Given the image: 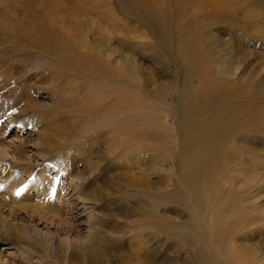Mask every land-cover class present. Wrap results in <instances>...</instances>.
Segmentation results:
<instances>
[{"label": "rangeland", "instance_id": "1", "mask_svg": "<svg viewBox=\"0 0 264 264\" xmlns=\"http://www.w3.org/2000/svg\"><path fill=\"white\" fill-rule=\"evenodd\" d=\"M6 1L0 2V10L8 6L17 15L9 19L15 32L38 33L40 37L43 35L40 29H49L50 37L57 40L62 51H69V60L74 63L72 69L65 70L60 59L50 53L51 50L42 53L25 40L19 41L23 48L17 50L19 47L10 46L8 41L12 39V33L8 31L11 28L0 27V60H6L4 65H0V105L5 106L9 116L7 136L0 135V146L8 148L5 156H0V159H5L0 160V172H19L29 183L34 182L44 168L55 170L52 174H58L63 179L67 175L78 174L86 206L95 204L93 209L72 204L63 214L68 221L56 223L47 218L48 215L53 216L52 212L45 210L53 204L40 203L41 194L35 197L41 218L36 217L35 210L25 205L19 207V199L10 202L14 204L13 208L6 210L11 209L18 214L22 219L18 225L21 228L28 226L31 235L26 238L17 230L6 233L2 230L0 252L26 245L33 258L22 259L19 251L14 252L17 248L11 251L14 252L11 260H16L7 261V264H45L49 260V264H62L64 250L59 249L54 239L47 241L41 236L45 228L49 226L52 230L55 224L60 236L66 229L72 238L66 255L67 264H135L137 258L148 264H157L158 248H167V243L173 244V241L166 240L154 228L135 229L122 237V241H116L108 234V225L116 219L117 201L122 198L117 196L118 192L105 188L102 179L107 177L116 187L121 182L118 179L133 177L136 189L148 181L155 187L171 190L170 185L174 181L169 179L174 167L163 160L165 153L162 145H171L170 142L173 145H201L219 136L221 145H241L237 154L250 164L252 160L259 162L258 169L263 168L264 0H33L38 15H26L27 7L22 1ZM11 50L13 57L7 54ZM33 54L38 61H26ZM125 60L133 65V72L127 78L123 65ZM75 64L83 66V70L88 71L86 75L93 74L94 78H83L85 74L74 68ZM107 74L118 77L113 82H126L124 85L129 87L125 93L120 91L116 96H129L130 100H135L137 107L148 105L149 111L153 115L157 113L160 122L168 128H159V134H153L148 140L130 143L145 148L138 163L133 156L130 158L122 152L114 155L106 149L105 139H108L111 129L97 133L98 128L93 126L89 132L82 131L83 125L94 122L83 118V109L108 100L109 87L104 84L109 85L112 80L104 78ZM91 81L102 86L99 84L86 93V102L82 99L85 102L82 103L79 97H83V91ZM36 105L39 106L36 108ZM40 106H44L41 116L38 112ZM50 111L53 113L45 115ZM214 120L220 121L217 129L212 125ZM23 123H27L26 126ZM20 129L25 133L18 137L17 130ZM165 132L169 133L168 138L163 137ZM109 161H113L110 167ZM88 164L95 171L89 172L86 168ZM236 174L244 176L240 171ZM165 178L169 180L167 183ZM90 193L98 199L92 198ZM263 194L252 197L257 199L253 204L262 210ZM130 199L138 204L147 200L142 196ZM158 205L156 208H159ZM167 206H175L184 218L187 217L181 206ZM167 206H160L161 213ZM92 210L99 216L90 222L87 214ZM262 212L259 215L264 216ZM136 213L133 221L138 220L139 212L135 209ZM35 223L40 229L38 235H32ZM97 223L98 233L90 240L100 242L105 249L111 250L105 251L94 262L80 257L81 246L76 241V233L82 231L80 236H84L90 229L88 224ZM258 227L264 231L263 223ZM249 231H253L252 226ZM248 234L253 236L254 241H263L264 244V232ZM135 236H139L138 241L132 240ZM178 243L174 239V244ZM143 247H148L147 252ZM152 249L149 259L147 253Z\"/></svg>", "mask_w": 264, "mask_h": 264}, {"label": "bare ground", "instance_id": "2", "mask_svg": "<svg viewBox=\"0 0 264 264\" xmlns=\"http://www.w3.org/2000/svg\"><path fill=\"white\" fill-rule=\"evenodd\" d=\"M17 1H22L21 3L27 7L26 15H38L37 6L33 4V0ZM0 2L5 3L7 1L0 0ZM0 15H2L0 27L11 28V30H8L10 33H12V39L8 40L11 42L10 46L19 47L17 50H21L23 47L20 46L19 41L25 40L27 44L35 49L40 50L42 53H48L51 50L50 53L60 59V64L62 65L63 69H72V63L74 62L69 60V51H62L60 49L61 47L57 45V40L50 37L49 29H40V32H43V35L40 37L38 36V33L32 34L15 32L9 19L11 17H16L17 15L11 10V7L10 9L8 6L5 8L3 7L0 10ZM52 25H55V23ZM46 30L48 31L46 32ZM5 46L6 48L8 47L7 45ZM7 54L12 56L13 51L11 50L10 53ZM29 60L35 61V63L38 61L34 54L26 61ZM4 62H6V60L3 61L1 59L0 65H4ZM25 65L26 64H24V66ZM123 65L127 78V76H130V74L133 72V65L129 60H125ZM74 68L81 71L82 75L83 73L85 74L83 75V78H94L93 74H91V76L86 75V72L88 71L83 70V66H76L75 64ZM116 77L117 76L114 75H104V78H110V80H112L109 85L104 84V86L106 85L109 87L108 100L105 103L96 102L93 106H87L83 109V118L86 117L85 120L88 119L94 122L92 125H83L84 127L82 131L83 133L89 132L90 128L93 126L98 128L97 133L103 129H111L107 137L108 139H105L107 140L104 145L106 149L114 155H117L118 152H122L125 156H129L130 158L133 156L137 162L139 158L141 159V155L144 153L145 148H143V145H130V143L140 139L148 140L153 134H159V128H162L163 130H167L168 128L160 122L157 113L153 115L149 111L148 105L142 104L141 106L137 107L134 102L135 100H130L129 96H116V94L119 95L120 91L125 93L127 88H129H126L124 85L126 82H113L118 80V77ZM88 83V87H85V90L83 91V97H79L81 98V101L83 99V101L86 102V93L94 90L99 84L102 86V84L99 82L91 81ZM131 88L132 87H130V90ZM24 94L25 93H23V96ZM113 97H115L116 100H112ZM83 101L82 103H85ZM131 102H134V104L131 105ZM38 106L39 105H36V108ZM43 109L44 106H40L38 108V110H40L38 111L40 112V116L43 114ZM50 113L52 114L53 112L50 111L45 115L48 116ZM219 123L220 121H212V125L216 129V126L220 125ZM8 124L9 116L7 110L5 106L1 104L0 135L3 137L7 136L6 133L8 130ZM23 124L26 126L27 123ZM87 126L88 128H86ZM17 132L19 137L25 133V130L20 129L19 131L17 130ZM163 137L168 138L169 133L165 132ZM219 139L220 138L218 136L209 143L201 145H173L171 142V145H162L163 151L165 153L163 160L169 164H172L174 167V172L169 179L174 181V183L170 185L172 186L171 190L167 191L165 188L162 189L161 187H155L148 181L141 183L136 189L135 180L132 179L133 177H125L124 179H118L119 177H116V179L120 180L121 182L115 187V185H112L111 182L108 181L107 177L103 178L102 183L105 188H109L110 190L118 192L117 196L122 198L121 200L117 199V217L116 219H113V221L109 222L108 227L110 231L108 234H111L113 237H115L116 241H122V237L126 236L127 234L129 235L131 232H133V230L135 231V229H156L159 232L158 234L163 236L166 240L173 241V244L167 243V248H158L159 255L157 264H264L263 241H254L252 238L253 236L251 237L248 234L249 232H256L259 235L264 232L260 227H258L259 224H264V216L259 215V213L262 211V213H264V210H262L261 207L259 209V206L253 204V202L257 201V199L253 200L252 198L253 195L260 196V193H264V166L262 169H258L259 162L257 163L255 160H252L250 164L244 157L238 155L237 153H240L239 149L242 147L241 145H221L222 141H219ZM225 139L226 138H224V140ZM7 151L8 148L6 146H0L1 157H4L5 152ZM252 151H254V149ZM242 159H244V161ZM237 160H242V162L239 163ZM259 161H261V159ZM112 162L113 161L107 162L109 167L111 166ZM86 168L89 172H92V170L95 171L94 168L92 169L90 164H88ZM24 169L25 168L22 170ZM52 171L55 173V170L44 168L42 172L36 175V180L34 179V182L32 183L27 181L25 182L24 177L22 178V174L19 172H0V198H2V200L0 199V232L2 230L5 233L8 231L17 230L18 233L26 236V238H29L31 235L29 234L30 229H28V226L21 228V226L18 225L22 221L20 216L15 214L11 209L6 210V208H13L14 204L12 205L9 203L14 202L15 199L20 200V204H18L19 207H21V205H25L32 211L35 210L37 213H35L36 217L41 218L42 213L38 209V202L35 201V197L38 194H41L40 203L45 202L53 204L48 205L47 209H42L47 210L48 213L52 212L53 216L51 217L48 215L47 218L50 220H55L56 223L68 221V218H64L63 214L65 213V210H69L72 204L75 207L80 204H82V206H86L87 201L84 197H82L80 192L82 182L79 177L80 175H67V177L63 179L60 178L58 174L53 175ZM237 171L242 172L244 176H238L236 174ZM50 175L51 177H49ZM39 180H44V182ZM169 180L165 178L166 183ZM85 188H87V186ZM151 188H155L156 190L152 191L150 190ZM137 196H142L147 198V200L144 199V201L140 202L139 204L132 202L130 197ZM91 197L98 199V197L94 194H91ZM122 203L131 205L126 206ZM93 204L89 206L92 209L95 208V204ZM170 204L181 206L182 212L186 213L187 217L184 218L181 213H179V209L175 208V206H167ZM118 205H120V207H118ZM157 205L159 208H156ZM162 205L167 207L161 213L160 206ZM89 207L86 206V208ZM139 208L140 210H138ZM135 209L139 212L137 221H133L134 216L137 215V213L135 214ZM167 213L173 215L169 216ZM110 215L114 216V214ZM98 216L99 215H97L92 210L90 214H87V219L88 221L93 219L95 220V218H98ZM29 220L31 219L29 218ZM37 224H39L38 221ZM96 226H98V223L94 225L88 224L90 229L84 236H80L82 231L76 233V241L81 246L79 254L80 257L93 261L96 260L101 254H105V251L110 252L111 250L108 248L105 249L104 245L100 244V242H94L93 240H90L92 236L98 233V228ZM251 226L253 231H249ZM32 231L35 232L34 234L32 233V235H38L40 233V229L36 228V223L34 224ZM67 231L68 230L64 229L63 236H60L61 234L57 233L58 228L55 224L52 230H50L49 226L48 228H45L43 232L44 234L41 235L44 236L47 241H53L54 239L57 241L58 246L60 247L59 249L64 250V256L62 257L64 261L62 264H67L66 255L68 254V249L72 239L68 235ZM52 233L55 235V237ZM148 235H146V237H148ZM138 237L139 236H135L132 238V240H137ZM174 239L181 243V247L179 246V243L174 244ZM111 241H115V239H111ZM84 243H87V245L84 246ZM50 246L51 245L48 247L50 248ZM148 247H143L146 252ZM17 248L14 246V248L11 249H16L17 251H14L15 253L19 251L21 253L20 256L22 259L29 260L30 256L33 258L31 250L26 245H19ZM83 249H85V251H83ZM12 250H6L4 253L0 252V264H7V261L12 262L13 260H16L13 258L11 260V257L13 256L12 254L14 253L11 252ZM152 251L153 249L147 253L149 259H151L150 253ZM3 256L6 257L4 258L5 260L2 259ZM134 256H136L135 253ZM153 257L154 256H152V259ZM136 260L137 261H135V264H148L144 262L145 260H139V258ZM49 263H51L50 260L45 264ZM37 264L40 263L37 262Z\"/></svg>", "mask_w": 264, "mask_h": 264}]
</instances>
